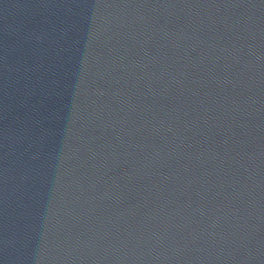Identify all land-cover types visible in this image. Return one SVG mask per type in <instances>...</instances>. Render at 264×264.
I'll return each mask as SVG.
<instances>
[{
    "label": "water",
    "instance_id": "water-1",
    "mask_svg": "<svg viewBox=\"0 0 264 264\" xmlns=\"http://www.w3.org/2000/svg\"><path fill=\"white\" fill-rule=\"evenodd\" d=\"M205 0H0V109L137 44Z\"/></svg>",
    "mask_w": 264,
    "mask_h": 264
}]
</instances>
